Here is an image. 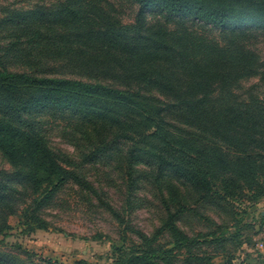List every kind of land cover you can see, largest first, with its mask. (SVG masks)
I'll use <instances>...</instances> for the list:
<instances>
[{
    "label": "trees",
    "instance_id": "1",
    "mask_svg": "<svg viewBox=\"0 0 264 264\" xmlns=\"http://www.w3.org/2000/svg\"><path fill=\"white\" fill-rule=\"evenodd\" d=\"M135 2L139 10L133 24H123L101 8L98 12L95 4L84 2L66 8L63 16L66 32L72 36L54 29L55 20H62L58 17H49L42 25L50 33L55 31L54 37L37 33L38 23L30 27L35 38L47 40L53 53L69 56L91 73L120 75L128 87L11 71L0 51V150L15 168L0 170V234L9 228L6 217L15 211L18 185L37 195L33 209L22 214L24 223L33 229L45 228L39 210L67 183L85 184L75 169L65 166V159L43 134L37 118L43 111L76 119L73 126L97 143L99 150L129 142L125 174L131 184L143 160L160 177L172 180L163 187L171 191L164 226L173 233L174 248L189 247L196 240L177 225L183 204L175 212L170 208L180 196L173 180L193 189L201 201L235 203L250 192L254 200L264 197V100L223 96L234 87L233 82L254 73L257 56L244 46L206 44L177 36L163 25H148L146 18L147 12L157 10L180 19L192 17L221 31L245 23L264 27V0ZM149 89L158 90L169 101L147 94ZM171 116L201 126L200 131L172 124ZM134 246L119 264H159L160 260L175 264L170 256L173 249H161L154 241ZM28 260V264H59L29 255ZM0 264L23 263L0 254Z\"/></svg>",
    "mask_w": 264,
    "mask_h": 264
},
{
    "label": "rangeland",
    "instance_id": "2",
    "mask_svg": "<svg viewBox=\"0 0 264 264\" xmlns=\"http://www.w3.org/2000/svg\"><path fill=\"white\" fill-rule=\"evenodd\" d=\"M84 2L95 4L98 12L101 8L123 24H133L139 10L135 0H0V51L5 55L7 67L11 71L100 80L112 86L128 87L120 75L91 73L69 56L53 53L47 40L35 38L34 29L40 35L55 36V31L50 33L42 27L49 17L62 19L55 20L56 31L74 35L66 32L63 16L66 8H77ZM146 18L148 25H163L177 36L194 37L206 44L244 46L255 53L258 63L254 73L233 82L234 87L223 96L264 100V27L245 23L221 31L192 17L180 19L157 10L147 12ZM34 23H38L36 28L30 29ZM38 25L41 29H37ZM145 91L161 101H169L156 89ZM37 118L49 144L65 159V166L75 169L87 185L74 180L67 183L52 202L39 210L46 221L45 228L33 229L24 223L22 214L33 209L37 195L27 186L18 185L20 193L14 199L15 211L6 217L9 228L0 234V254L23 264L29 263L28 255L37 261L45 258L59 264L78 261L119 264L134 245L144 246L154 241L161 249H173L170 256L175 264H228L229 261L263 264L264 197L254 200L250 192L239 196L235 203L201 201L193 189L173 180L180 188V196L170 208L175 212L180 209L179 203L183 204L177 225L196 240L189 247L174 248L173 233L164 226L171 191L163 187L166 181H172L170 178L160 177L155 167L143 160L137 164V180L131 184L125 174L129 142L99 150L97 143L93 144L73 126L77 120L70 115L43 111ZM169 121L182 129L200 131L201 126L176 116L169 117ZM0 170H15L1 150ZM159 264L165 262L160 260Z\"/></svg>",
    "mask_w": 264,
    "mask_h": 264
}]
</instances>
